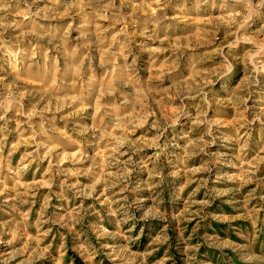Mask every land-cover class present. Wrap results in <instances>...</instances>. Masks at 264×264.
<instances>
[{"label":"rangeland","instance_id":"1","mask_svg":"<svg viewBox=\"0 0 264 264\" xmlns=\"http://www.w3.org/2000/svg\"><path fill=\"white\" fill-rule=\"evenodd\" d=\"M0 264H264V0H0Z\"/></svg>","mask_w":264,"mask_h":264},{"label":"bare ground","instance_id":"2","mask_svg":"<svg viewBox=\"0 0 264 264\" xmlns=\"http://www.w3.org/2000/svg\"><path fill=\"white\" fill-rule=\"evenodd\" d=\"M252 38V37H251Z\"/></svg>","mask_w":264,"mask_h":264}]
</instances>
